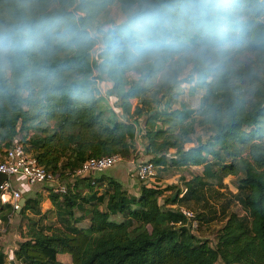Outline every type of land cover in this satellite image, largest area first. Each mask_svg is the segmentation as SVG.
<instances>
[{
	"label": "trees",
	"instance_id": "16d2710c",
	"mask_svg": "<svg viewBox=\"0 0 264 264\" xmlns=\"http://www.w3.org/2000/svg\"><path fill=\"white\" fill-rule=\"evenodd\" d=\"M115 3L125 17L97 26ZM188 64L203 91L197 109L173 107ZM101 81L128 120L104 116ZM195 125L207 136L188 147ZM138 136L155 167L201 175L167 197L172 187L152 181L131 195L103 172L71 176L89 157L129 156ZM16 137L68 191L63 202L50 194L61 226L26 214L41 215L40 194L18 213L0 202V228L14 214L26 222L11 260L0 246V264H67L58 253L72 264H264V0H0V151ZM226 175L248 220L231 212L211 246L180 207ZM76 208L93 214L83 231Z\"/></svg>",
	"mask_w": 264,
	"mask_h": 264
},
{
	"label": "rangeland",
	"instance_id": "374dc122",
	"mask_svg": "<svg viewBox=\"0 0 264 264\" xmlns=\"http://www.w3.org/2000/svg\"><path fill=\"white\" fill-rule=\"evenodd\" d=\"M125 17V14L121 12L118 3L113 4L105 16L100 18L96 23L97 26L104 27L109 22H119ZM187 29L193 33V28L188 25ZM93 34L95 33L92 30ZM248 57H242L244 61H248ZM193 74L191 64H188L180 74V83L176 86L173 92L177 93V99L173 107H179L180 103L186 104V106L197 109L200 104V98L203 91L195 86L189 81V76ZM162 102L164 99H162ZM131 103L135 105L137 103V98H132ZM142 122V121H141ZM207 132L201 127L195 125V130L192 134L193 142L192 144H187L186 146H194L197 140L204 141L206 139ZM134 151L130 153L129 156L125 158L133 157L134 163L132 165L131 171L132 176L135 177L133 172L135 167L144 161H149L150 157H141L140 150L133 146ZM173 150H170L172 153ZM4 155V149L0 151V157ZM209 160H212L211 156H208ZM201 169H194L193 172H187L186 169H177L176 167L169 166L168 162L166 164L156 165L154 178L156 180H165V187L171 186V193L166 192L165 195H170L176 190H184V183L189 180L194 173L199 172ZM105 171H103L104 173ZM187 172V173H186ZM102 172H97L94 174H100ZM238 190L235 187V178L232 175H226L220 180L209 178L208 183L200 185L188 202L182 205V207L191 210L197 220V226L194 228L190 227V231L197 238L207 240L211 246L215 245L216 233L218 229L224 224L227 216L231 212L237 213L239 216L248 220L246 211L241 207L238 200ZM162 200V199H161ZM176 206V205H172ZM178 207V206H176ZM4 236L0 238V243L2 244ZM13 238V237H12ZM5 242V241H4ZM9 242V241H8ZM10 245L13 242L9 243ZM8 261V260H7Z\"/></svg>",
	"mask_w": 264,
	"mask_h": 264
},
{
	"label": "crops",
	"instance_id": "0c3cea01",
	"mask_svg": "<svg viewBox=\"0 0 264 264\" xmlns=\"http://www.w3.org/2000/svg\"><path fill=\"white\" fill-rule=\"evenodd\" d=\"M98 86H99L101 95L103 96L102 100L100 102V107L104 110V116L106 118H112V116H115L119 120H128L129 117L124 115L117 108H113V99L111 98L110 95L107 94L108 93L107 88L109 86L108 82L101 81V82H99ZM141 121H142L141 126L143 127L144 126V120H141ZM142 142H143V140L140 136L136 137L135 146L137 147V150L138 149L140 150L141 157H145L148 159V157H150V156L143 154ZM189 144H192V143H189ZM188 147H190V146H188ZM133 157H134V155L132 157L125 158L122 162H119L115 166L105 170L104 173L113 177L114 179L118 180L119 182H121L123 187L131 195H138L139 194L140 181L137 180L135 177H133L132 172H130L132 165L134 163ZM2 158H3V156L0 157V160ZM182 169H186L187 172H188V170L193 172L194 169H201L199 172L194 173L195 175H201V172H202V166H188L186 168H181V170ZM86 176H90V175H86ZM10 181L13 185V188L20 192V199L24 198L26 201L27 197H34L36 194L41 195L42 199L39 203L41 215L33 214L32 212L27 211L26 214L29 217H32L35 219H38L39 217H41L40 218L41 222H42L41 225L44 224V225H50V226H61L62 220H63L62 214H59L57 212L58 211L57 205L51 201V197H50L51 192L54 193L52 191V187L55 184L54 182H43V183L30 184L27 182V180L22 175H19V174L11 176ZM164 181H166V179L165 180H156L154 177L152 178V182L159 189L165 187ZM103 189H104L103 185L101 187H99V193H101L103 191ZM85 192H86V189L81 190V193L84 194ZM166 192L171 193V190H165L164 191V196L167 197V195H165ZM55 194H57V193H55ZM57 195L59 196L60 202H63L62 197L59 194H57ZM160 201L162 202L163 199ZM168 202H169L168 203L169 205H172L170 203V201H168ZM24 204H25V202H24ZM173 205H175V204H173ZM103 208H104V205L99 206L100 210H103ZM82 215L83 214H82V211H80V209L76 208L74 210V216L75 217H79ZM92 217H93L92 213H88V214L83 215L75 223V226L81 231L87 229L92 223ZM109 220H113V221L118 220V216L111 215V216H109ZM25 231H26V222L20 220V216L18 214H14L10 217L8 228H4V227L0 228V238H2L4 236V233L6 232L5 238H3V242H2V244L0 243V246L2 247L3 251L5 252V254L7 255L9 260H11V258L13 257V250L16 248L17 242H19L23 239L21 232H25ZM10 242H13V244L10 245L9 244ZM57 259L64 262V263L72 264L71 255L68 253H58Z\"/></svg>",
	"mask_w": 264,
	"mask_h": 264
},
{
	"label": "built area",
	"instance_id": "2783aa9c",
	"mask_svg": "<svg viewBox=\"0 0 264 264\" xmlns=\"http://www.w3.org/2000/svg\"><path fill=\"white\" fill-rule=\"evenodd\" d=\"M122 161L123 156L118 153L100 157H89L74 170L71 176H80L87 172L90 174L103 172ZM155 168V165L151 161H144L135 167L133 174L137 180L149 182L152 181L155 175ZM0 173H4L8 176V179L0 184V202L12 203L16 211L19 209L18 201L20 199V192L13 188L10 181L11 176L17 174L22 175L30 184L54 182L55 184L52 187V191L59 194L62 198L68 191L66 182L62 181L57 173L46 170L37 163L33 155L27 152L20 137H16L11 145L5 149L3 158L0 160ZM180 211L187 222H189L191 228L197 226V221L191 210L180 207Z\"/></svg>",
	"mask_w": 264,
	"mask_h": 264
},
{
	"label": "water",
	"instance_id": "95a60500",
	"mask_svg": "<svg viewBox=\"0 0 264 264\" xmlns=\"http://www.w3.org/2000/svg\"><path fill=\"white\" fill-rule=\"evenodd\" d=\"M85 175H90L89 172L85 173ZM8 179V176L4 173H0V184L4 181V180H7ZM24 202H25V199L24 198H21L19 201H18V205H19V209L16 211L17 213L20 211L21 207L24 205Z\"/></svg>",
	"mask_w": 264,
	"mask_h": 264
}]
</instances>
